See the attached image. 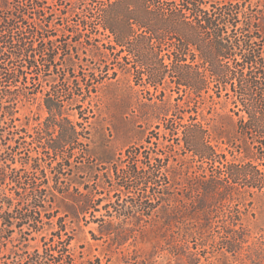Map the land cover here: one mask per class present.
Masks as SVG:
<instances>
[{"label":"trees","instance_id":"trees-1","mask_svg":"<svg viewBox=\"0 0 264 264\" xmlns=\"http://www.w3.org/2000/svg\"><path fill=\"white\" fill-rule=\"evenodd\" d=\"M46 2L0 0V264H93L70 247L89 224L141 264H264V0H103L119 65L88 75L90 19L55 44ZM15 230L42 239L20 262Z\"/></svg>","mask_w":264,"mask_h":264},{"label":"rangeland","instance_id":"rangeland-1","mask_svg":"<svg viewBox=\"0 0 264 264\" xmlns=\"http://www.w3.org/2000/svg\"><path fill=\"white\" fill-rule=\"evenodd\" d=\"M12 1V3H16L18 0H10ZM46 5H47V11H51V24L49 26L50 32L52 34H56V36H54L53 38H55V44H58L59 41L58 40H66L68 41V43H70V46L73 47L74 45V39L70 38V32L71 31H81L82 33H85V30H83L82 27H79L78 24H76L80 19H83L84 17H87L90 19V24L88 25V28L90 29L89 34L91 37V40H89V42L91 41V45H99L102 51H105V55H96L93 56L92 53L84 47V45H77L76 47H73L72 49V56L74 58V60L79 61L80 63L78 64V66L76 67V69H79V65L82 66V73L85 75H88L90 73H99V68H101L103 65H107L108 68V72L111 73L114 69L118 70V55L117 54H112L109 50H106L104 48L103 44L108 43V37L106 35V33L101 29L100 25H99V21L97 19V13H96V7H98L99 5H101V3L103 2V0H45ZM251 1H255V0H251ZM262 9L264 10V5L262 6ZM50 13V12H49ZM62 13H67L70 15L69 19L68 18H64L65 20H60V14ZM67 20V21H66ZM68 25V26H67ZM55 27V28H54ZM66 32L67 34L64 35L62 34L63 32ZM68 31V32H67ZM88 34V35H89ZM60 35H63L62 37L58 38ZM87 39L86 37H81L82 42L84 43V41ZM89 39V38H88ZM86 43V42H85ZM84 43V44H85ZM56 62H58V66H60V61H58L56 59ZM98 65L100 66L98 68ZM55 74H51V75H44V79H40L42 80L40 83H37L33 86V88L36 89H47V85L48 82L47 80L50 79L52 76H54ZM29 76V75H27ZM37 82V80L35 81ZM104 83H109V80H105ZM31 86V85H29ZM14 88V87H13ZM38 95H40V93H38ZM173 96H175V92H173ZM172 102H175L173 99H171ZM39 102L40 99L37 98L36 100L32 101V104H29L30 108L27 107H23L19 110V112L16 113L17 117L22 118L21 120H15L12 124L14 125V127L11 128V131L14 132L13 135L14 137H18V136H23L24 133L20 132L19 134L15 133L17 132V127L20 121H24L25 116L30 115L31 117L33 116L38 117L39 114H42L41 112L39 113ZM234 118H236L234 116ZM24 119V120H23ZM30 122H33V120H31ZM8 129V128H7ZM151 129H153V126L151 127ZM148 133V131H146L144 134L143 133H134L133 135V139L131 141V143H141L144 142V137L145 135ZM151 136L152 139H155L156 137V130H153L151 132ZM21 146L24 147H28V142L30 141V138L28 136H24L22 137V139L20 140ZM34 145V144H33ZM22 147L20 148L19 151H21ZM35 149H40L38 147H36ZM169 151V148H161V151ZM36 151L33 150V153H35ZM19 155L18 154L16 157L17 159H19ZM48 161V160H47ZM173 164H175L174 160H170ZM178 165V162L176 163ZM18 165V162H17ZM263 190H264V184L262 186ZM8 192L10 191L9 189H7ZM250 218L251 215H250ZM54 219H47L44 218V228L45 230L48 232V230L51 228V226H53L54 224ZM50 221H53V223H48ZM94 228L93 224H89L87 226H82L80 228V230H78L75 233L74 238L71 240L70 242V247L72 248V251L80 258L83 259L84 261H90V263L93 264H141L138 260L137 257L134 258V254H132V256H130V258H126L123 259L122 257H119V255L117 254H113L111 256L109 255H105L103 253V250L105 248V244H103L101 241H95L91 239V236L89 234V229ZM13 236L15 237L12 243H9V247L18 252V262H20V258L21 256L24 257L25 254L28 251L33 250L37 245H40L42 243V239L40 234L38 233H29V234H21L19 233V230H15V232L13 233ZM28 243V246H27ZM208 250H211L210 246H207ZM201 248L198 249V251H200ZM106 252V251H105ZM119 258V259H118ZM15 259V258H14ZM118 259V260H117ZM202 262L205 263V261L203 260V257H201ZM117 260V261H116ZM2 260L0 259V262ZM8 263L11 261L10 258H8L6 260ZM88 263V262H87ZM12 264V263H10ZM20 264H24V263H20ZM231 264H236V262L231 263Z\"/></svg>","mask_w":264,"mask_h":264}]
</instances>
